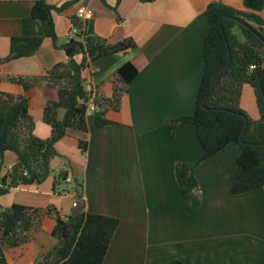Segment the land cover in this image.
I'll return each mask as SVG.
<instances>
[{"label": "crops", "instance_id": "1", "mask_svg": "<svg viewBox=\"0 0 264 264\" xmlns=\"http://www.w3.org/2000/svg\"><path fill=\"white\" fill-rule=\"evenodd\" d=\"M37 0H0V59L10 55L13 37L44 35L46 23L34 20ZM73 0H47L61 7ZM221 3L245 11L244 0H76L61 13L54 12L58 45L46 38L31 57L0 64V92L22 95V86L11 77L45 75L67 62L61 47L70 41L72 19L80 7L93 10L96 35L110 42L132 38L135 47L90 64L85 86L100 98L111 97L118 70L132 63L139 71L129 84L118 109H109L113 124L97 128L89 119V132L70 131L57 143L60 156L51 161L57 176L69 168L72 182L53 190L55 176L41 185L12 189L0 197V205L14 204L45 209L54 206L62 217L71 215L77 203L75 184L83 185L86 210L120 220L103 264H264V188L235 195L232 187L240 169L241 149L229 144L195 170L198 187L183 194L176 167L195 163L203 155L193 125L180 123L175 137L169 132L174 119L190 116L205 69L204 43L209 25L206 9ZM116 8V9H113ZM264 18V10L261 12ZM82 59V56H79ZM54 89L40 87L30 101L35 135L52 136L44 122L48 101L57 100ZM241 108L260 119L255 92L245 85ZM64 111H60V118ZM88 141L82 152L79 141ZM71 147L66 150V146ZM17 157L8 153L7 171ZM67 162V163H66ZM66 163V164H65ZM6 171V170H5ZM4 173V172H3ZM56 221L46 217L31 232V241L5 251L9 264H35L57 245L52 236Z\"/></svg>", "mask_w": 264, "mask_h": 264}, {"label": "trees", "instance_id": "2", "mask_svg": "<svg viewBox=\"0 0 264 264\" xmlns=\"http://www.w3.org/2000/svg\"><path fill=\"white\" fill-rule=\"evenodd\" d=\"M101 1L111 8L107 0ZM140 1L153 3L157 0ZM75 2L57 7L47 0H37L31 17L46 23L44 35L13 37L10 55L0 59V64L35 55L46 38L52 40L54 47H60L53 14L63 12ZM244 8L245 11H240L221 3L207 7L209 30L203 48L205 69L195 110L192 115L179 117L169 124L172 138L180 123L193 125L203 148V155L197 162L176 167L180 188L186 196L198 187L197 167L231 143L241 149L237 160L240 172L232 193L238 195L264 188V18L261 16L264 0H244ZM72 23L79 26L81 21L74 17ZM82 27L84 39L78 36L61 46L67 62L55 65L45 75L11 77L13 83L23 87L22 95L0 92V197L14 188L43 184L52 174L51 161L60 156L57 143L70 131L88 133L89 119L97 128L113 124L107 118L108 110L118 109L129 84L139 74L132 63H126L113 80L111 97L96 95L93 98L94 93L85 86L88 80L85 73L90 64L129 50L136 44L132 38L110 42L99 37L91 21ZM79 56H83L82 59ZM245 85H250L255 92L260 113L257 121L240 106ZM40 87L54 89L58 96L57 100L48 101L44 109V122L52 129L48 139L35 135V122L29 111L31 98ZM91 102L97 110L90 115ZM61 110L64 111L62 118ZM79 147L86 152L88 141L80 140ZM8 153L14 154L17 160L7 171L5 159ZM68 179L69 168L61 170L54 178L53 190L69 183ZM82 189L80 182L75 184L77 203L73 213L65 218L54 206L41 209L21 204L9 208L0 205V264H9L5 251L29 243L32 230L42 227L46 217L56 221L52 236L58 243L35 264H103L120 220L87 211L81 197ZM167 264L185 263L173 260Z\"/></svg>", "mask_w": 264, "mask_h": 264}, {"label": "built area", "instance_id": "3", "mask_svg": "<svg viewBox=\"0 0 264 264\" xmlns=\"http://www.w3.org/2000/svg\"><path fill=\"white\" fill-rule=\"evenodd\" d=\"M77 16H78V19L81 21V23H80L79 26L75 25L74 23L72 24V26L70 28V31H69V34H68L70 39L78 38V36H80V37H82L84 39V37L82 35V33H83L82 31H84V27H82V26L86 22H89V21L93 20L94 12L90 8L80 7L78 9ZM89 91H92V90H89ZM94 97H95V95H93V98ZM89 109H90V112L92 113L93 111L97 110V107L95 105H93L92 102H91L90 105H89ZM67 182H69V183L72 182V179H68Z\"/></svg>", "mask_w": 264, "mask_h": 264}, {"label": "rangeland", "instance_id": "4", "mask_svg": "<svg viewBox=\"0 0 264 264\" xmlns=\"http://www.w3.org/2000/svg\"><path fill=\"white\" fill-rule=\"evenodd\" d=\"M67 148H66V150H67V153H68V149H70L71 147H68V145L66 146ZM67 163V162H66ZM65 163V164H66ZM56 174L54 173V172H52V174H51V176L53 177V176H55Z\"/></svg>", "mask_w": 264, "mask_h": 264}, {"label": "water", "instance_id": "5", "mask_svg": "<svg viewBox=\"0 0 264 264\" xmlns=\"http://www.w3.org/2000/svg\"><path fill=\"white\" fill-rule=\"evenodd\" d=\"M241 22V21H240ZM83 57V56H82ZM91 115V112L89 113Z\"/></svg>", "mask_w": 264, "mask_h": 264}]
</instances>
